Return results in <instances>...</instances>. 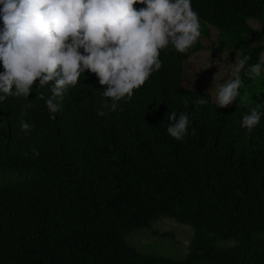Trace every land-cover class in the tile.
<instances>
[{
  "label": "trees",
  "instance_id": "obj_1",
  "mask_svg": "<svg viewBox=\"0 0 264 264\" xmlns=\"http://www.w3.org/2000/svg\"><path fill=\"white\" fill-rule=\"evenodd\" d=\"M191 4L232 42L264 12V0ZM202 49L161 50L163 68L130 103L103 108L105 116L97 112L111 101L90 73L56 114L45 104L48 88L0 103V264H264V117L246 134L240 123L248 106L194 103L208 91L182 76ZM262 51L249 48L239 58L249 55L250 66ZM171 110L190 115L183 141L167 133ZM21 119L34 125L30 134ZM166 218L192 229L190 255L210 254L213 262L152 257L124 241ZM228 240L237 245L218 246Z\"/></svg>",
  "mask_w": 264,
  "mask_h": 264
},
{
  "label": "clouds",
  "instance_id": "obj_2",
  "mask_svg": "<svg viewBox=\"0 0 264 264\" xmlns=\"http://www.w3.org/2000/svg\"><path fill=\"white\" fill-rule=\"evenodd\" d=\"M137 4L144 7L135 8ZM0 21V103L27 100L34 89L48 88L50 114L60 111V102L85 73L96 76L111 101L97 115H107L103 108L117 111L163 68L161 50L186 55L202 37L191 0H0ZM249 59L236 57L231 78L209 88L208 98L197 95L194 103L208 105L211 99L226 108L237 101L244 83L241 72L251 79L264 73V61L247 66ZM248 109L240 123L246 134L264 117V104ZM168 120V135L183 141L192 124L189 113L171 110ZM19 124L25 135L34 128L24 119ZM38 156L33 149V157Z\"/></svg>",
  "mask_w": 264,
  "mask_h": 264
},
{
  "label": "rangeland",
  "instance_id": "obj_3",
  "mask_svg": "<svg viewBox=\"0 0 264 264\" xmlns=\"http://www.w3.org/2000/svg\"><path fill=\"white\" fill-rule=\"evenodd\" d=\"M261 22L249 19L247 26L251 33H240L241 39L232 42L230 35L204 23L202 24V37L198 44L202 50L191 57L184 66L183 78L188 86H197L204 89L215 88L219 83L231 78L236 57L239 58L244 50L257 46L263 47L259 61H264V34L261 24H264V12ZM243 85L240 89L241 97L231 105L259 106L264 104V73L260 77L251 79L246 72H241ZM193 239L190 227L181 225L171 219H160L152 223L149 228L136 229L124 235L127 245L141 254L152 257H166L183 260L187 257L197 260L213 262L210 254L190 255L189 248ZM237 245L235 240L218 243L221 248H233Z\"/></svg>",
  "mask_w": 264,
  "mask_h": 264
}]
</instances>
